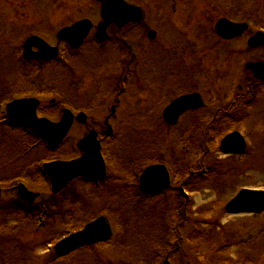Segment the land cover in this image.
Segmentation results:
<instances>
[{
	"label": "rangeland",
	"instance_id": "obj_1",
	"mask_svg": "<svg viewBox=\"0 0 264 264\" xmlns=\"http://www.w3.org/2000/svg\"><path fill=\"white\" fill-rule=\"evenodd\" d=\"M127 1L140 6L144 17L140 25L128 24L119 30L108 28L110 38L121 40L128 64V69L123 68L114 78L110 65L114 67L119 54L109 39L100 49L90 45L77 49L66 62L42 66L45 62L41 61L33 73L15 62L22 37L33 33L62 50L65 48L57 41L56 32L81 18H88L93 24L89 33L91 41L101 20L100 2L0 0V98L8 103L16 97L29 96L30 86L36 91L44 87L64 90L65 97H36L40 99L42 114L58 121L61 109L67 107L73 113L82 110L87 115L85 123L73 122L64 140L50 153L39 149L33 141V153L20 155L24 150L22 134L16 130L10 132L12 129L7 124L8 132L0 128L3 155L0 204L9 203L15 195L5 178H12L16 160L31 154L39 167L49 159L76 157L80 154L76 142L90 129L96 131L104 150L116 152L119 159L114 163L118 160L126 168L122 170L133 175L132 181L131 177L125 179L122 173L123 176L117 175L121 171L117 168L98 187L92 182L89 187L77 182L69 184L65 195L60 196V205L57 202L59 213L48 211L47 219L43 217L45 209L33 213L32 220L12 212L6 216L10 225L4 226L14 230L13 241L20 249L10 246L6 250L21 255L15 264H45L44 259L52 254L54 244L62 236L80 230L92 218L103 214L112 224L113 237L105 243L91 245L87 253L80 251V257L64 264H161L165 259L170 264H202L203 257L209 258L211 264H264V211L259 214L224 211V205L239 189H264V90L260 84L257 87L253 83L249 71L243 68L258 53L244 49L246 45L241 40L219 43L205 32L220 16L245 20L251 28L263 27L264 0H245L244 9L241 0L183 1L167 20L173 24L179 41L163 46L156 44L167 31L164 28L168 23L161 24L156 10L165 14L166 7L161 10V6L166 1ZM44 10L48 13L43 14ZM152 30L157 35L149 40L146 34ZM167 35L170 38L169 32ZM173 43L176 45L172 47ZM38 79L44 87L32 86L38 84ZM100 81H105L108 88L102 90ZM258 89V95L253 96L251 91ZM190 90L203 92L207 102L194 118H201L203 112L209 111L206 119L210 121L216 113L222 115L227 111L231 116L226 123L217 117L210 124L194 121L195 127L186 129L193 119L190 115L180 117L174 126L161 123L166 104L182 91ZM208 91L216 92L215 100L209 99ZM51 98H54L51 102L59 104L50 105ZM112 104L117 108L115 115L109 114ZM106 118L113 130L110 138L104 136ZM232 130L239 131L247 142L242 154L227 155L218 149L221 138ZM180 141L186 142L184 148L178 146ZM191 142L198 145L195 147L201 155H195ZM154 163L167 167L172 187L150 197L143 196L138 178L144 167ZM37 179L23 183L29 190L40 193L37 203L44 198L49 201L52 194L48 183ZM76 202L81 204L80 208ZM48 210L53 208L50 206ZM60 218L70 220L72 227L67 222L65 226ZM118 218L127 223V230L120 232L115 225ZM41 219L45 226L37 229L35 224Z\"/></svg>",
	"mask_w": 264,
	"mask_h": 264
},
{
	"label": "water",
	"instance_id": "obj_2",
	"mask_svg": "<svg viewBox=\"0 0 264 264\" xmlns=\"http://www.w3.org/2000/svg\"><path fill=\"white\" fill-rule=\"evenodd\" d=\"M102 22L97 26V37L105 39L107 37L105 28L109 23L121 26L129 20H140L141 9L131 6L122 0H102L101 4ZM91 27L89 20L83 19L75 22L69 27H65L58 32L60 40L67 41L71 46L77 47ZM245 25L232 23L224 18L219 19L215 25L217 33L225 37L237 35ZM150 33V37L152 36ZM37 44L39 47L47 48V56H54L56 49L46 46L40 38L32 36L26 41V45ZM246 68L254 72L256 77L264 80V65L259 66L254 63H247ZM259 72L257 73L256 71ZM36 100L20 99L8 104L9 120L16 124H24L31 128L38 136L43 138L51 147L57 146L65 137L73 120L70 111L64 110L61 119L57 123L46 119H39L35 114ZM201 105L199 97L195 94L184 95L173 100L162 112L164 120L175 123L177 117L185 109L195 108ZM77 120L84 122L85 114L79 113ZM78 147L83 151L82 155L70 161H52L43 164V170L48 176L53 192L59 191L67 181L80 175L88 179L102 178L105 175V166L100 153V144L96 140V132L90 131L86 136L78 141ZM245 140L239 132L227 134L220 141L219 149L224 153L242 152L245 149ZM169 186V176L165 166L161 164L146 167L139 178V187L146 194H155ZM19 196L32 202L37 196L36 193L28 191L23 185L18 186ZM224 211L230 214L239 213H260L264 211V190L242 188L225 205ZM111 228L108 220L100 216L87 223L83 229L70 234L58 241L54 247L57 255L66 254L82 245H90L98 241L107 240L111 236ZM162 264H169L164 261Z\"/></svg>",
	"mask_w": 264,
	"mask_h": 264
},
{
	"label": "flooded vegetation",
	"instance_id": "obj_3",
	"mask_svg": "<svg viewBox=\"0 0 264 264\" xmlns=\"http://www.w3.org/2000/svg\"><path fill=\"white\" fill-rule=\"evenodd\" d=\"M156 1H162V2H164V1H166V2H168V1H175V2H178L179 0H156ZM181 1V0H180ZM183 1H193V0H183ZM245 0H241V4H240V6H241V8L242 9H244V6H245V2H244ZM252 2H257V0H252ZM243 11V10H242ZM220 17H224V16H220ZM219 17V18H220ZM218 19V18H217ZM216 19V20H217ZM231 20H233V19H231ZM233 21H236V20H233ZM216 22V21H215ZM215 22H214V24H215ZM237 22H239V23H241V24H245V27L242 29V31H240L239 33H237V35H235V36H233V37H231V38H224V37H222L221 35H218L215 31H214V24L213 25H210L209 27H207V28H205V32L209 35V37L211 36V38H212V40H214L213 38H215V41H219V43H221V42H231V41H238V40H241V42L243 43V45L245 44L246 45V47H244V49H248V50H252V51H256L257 53H258V56H255V57H253L252 59H249L248 61H246V62H259V63H262V66L264 65V26L263 27H261L260 25L259 26H254L253 28H251L252 26L251 25H249V23L247 22V21H245V20H241V21H237ZM131 23H129V25H130ZM64 26H66V25H64ZM117 30H119V29H117ZM174 34H175V32H173ZM156 35H157V32H156V34H155V37H156ZM168 36V35H167ZM167 36L166 37H164V36H161L160 37V41H159V43L157 44L158 46H163L164 44H165V40L166 41H168L169 40V38H167ZM173 38V37H172ZM109 39L111 40V41H114V42H116V43H120L121 42V40L118 38V37H116V40L117 41H115L114 39H112V38H110V36H109ZM179 39L177 38V40L176 41H178ZM248 41H250V46L248 45ZM47 42V41H46ZM48 43V42H47ZM59 43H62V42H59ZM177 43V42H176ZM49 44V43H48ZM85 44V43H84ZM83 44V45H84ZM120 45H121V47H124L123 46V44L122 43H120ZM62 47H64L65 49H62V50H60V47L58 46V48H59V52L60 53H62V55H58L56 58H54V59H44V58H40V57H37V56H35L34 54L37 52V48L36 47H31V50H30V52H32V53H30V56L29 57H26V56H23V54H22V49H21V47L19 46V48H18V52H17V60L15 61V62H17V63H22L24 66H26V67H28L29 69H30V71H32V73L33 72H36V67L38 66V64L42 61V62H45L44 64H42V66L43 65H48V64H51V63H53L54 62V64L55 63H57L58 61L59 62H62V61H67V58H68V54H72L71 52L69 53V51H67L68 49H67V45L63 42L62 43ZM61 47V48H62ZM243 49V50H244ZM124 50H125V48H124ZM63 57H65L64 59H62ZM61 58V59H60ZM65 61V62H66ZM245 62V63H246ZM64 65H65V63L63 64V67H64ZM63 67H61V69H63ZM126 67V69H128V65H126L125 66ZM248 72V71H247ZM259 72V71H258ZM249 73H250V76H251V78H252V81H253V83L254 84H256V85H258L257 87H259V84L261 85V88H263V90H264V80H261L260 78H258V77H254L253 75H252V73L249 71ZM32 86H34V85H32ZM239 86V85H238ZM35 87V86H34ZM40 87H42V85L40 86ZM240 87V86H239ZM45 88V87H44ZM44 88H40L39 90L41 91V92H36V91H34L33 89L34 88H32L31 86H30V88L28 89V93H29V96H19V97H16V98H23V97H32L31 95H32V93H34V92H36V95L37 96H34V97H38L39 98V96L38 95H40V96H42V94L44 93L45 95H47V94H51L52 93V91L50 90V89H44ZM50 90V91H49ZM260 91V89H258V91H256V92H254V91H251V94L253 95V96H257L258 94V92ZM193 92H195V93H198L199 94V96L201 97V99L203 100V103H204V105H205V101H204V99H205V95L203 94V92L201 93V92H198V91H182V93H180L179 95H177V96H175V97H178V96H180V95H183V94H186V93H193ZM208 93H206V95H207ZM52 99V98H51ZM51 99L49 100V102H51ZM55 104H57V102L55 103V102H51L50 103V105H55ZM41 105V104H40ZM204 105L201 107V108H199L198 110H194V111H186V112H184L180 117H182L183 115H187V114H190V115H193V117H195V115L196 114H199V112L201 111V110H203L204 108ZM209 112V111H208ZM207 111L206 112H203V116H201V118H194L192 121H197L196 122V124H200V123H203L204 121H208L206 118L210 115L209 113H208ZM214 117H213V119H211L210 121H208V124H210L212 121H214V119L215 118H217V117H219V119H220V117H222V119H228V118H230V116H231V114L230 113H228L227 111H225V113H223L222 115H218L217 113L215 114V115H213ZM180 117H179V119H180ZM3 122V121H2ZM4 123V122H3ZM189 126H192V128H193V126L195 127V123L194 122H192V123H189ZM188 128H191V127H188ZM27 163L28 164H30L31 163V160H28L27 161ZM29 171H25V173H28Z\"/></svg>",
	"mask_w": 264,
	"mask_h": 264
},
{
	"label": "trees",
	"instance_id": "obj_4",
	"mask_svg": "<svg viewBox=\"0 0 264 264\" xmlns=\"http://www.w3.org/2000/svg\"><path fill=\"white\" fill-rule=\"evenodd\" d=\"M58 197H59V195L55 197L56 200H57ZM13 209L14 208L11 206V203L8 204L3 209H1L0 217L3 218V217H6L7 215L11 214L13 212ZM1 222L3 223V225H0V244H1V246H0V264H12V262H14V264H15L18 261L19 256H21V255H16L15 256L14 252H11V251L9 252L6 249L8 247H10V246L13 247V248H16L17 250H19L20 248H19L18 245L14 244V241H13V239L15 238L14 230L12 228H10L9 226H4V224L10 225V224H8V221L7 220H2ZM116 224L118 225L119 229L121 227V231L120 232H123V231L127 230V223L124 224L123 220L118 218V220L116 221ZM71 227H72V224H71ZM91 248L92 247L81 248V249L75 251L74 253L70 254L69 256L65 257V258H61L60 260L56 259L55 256L52 253L51 255L47 256V258L44 259V263L45 264H64V263H69L74 258L80 257L79 256L80 251H85V253H87L88 249H91ZM198 249H199V246H198ZM16 254H19V253H16ZM203 254L204 253H202V255ZM62 259H64V260H62ZM20 260H23V259H20ZM60 261H62V262H60ZM202 264H204V263H202Z\"/></svg>",
	"mask_w": 264,
	"mask_h": 264
},
{
	"label": "bare ground",
	"instance_id": "obj_5",
	"mask_svg": "<svg viewBox=\"0 0 264 264\" xmlns=\"http://www.w3.org/2000/svg\"><path fill=\"white\" fill-rule=\"evenodd\" d=\"M183 2V0H179L178 2H175V1H168V2H166L165 3V5L163 6V8H165L166 7V11H165V14H163V16H162V19L164 20V21H167L168 19H169V17H170V15H174L171 11L172 10H175L181 3ZM170 3H173L172 5H171V9L169 10V4ZM181 6V5H180ZM167 9H168V11H167ZM165 10V9H164ZM167 12V13H166ZM185 12V11H184ZM164 13V12H163Z\"/></svg>",
	"mask_w": 264,
	"mask_h": 264
}]
</instances>
